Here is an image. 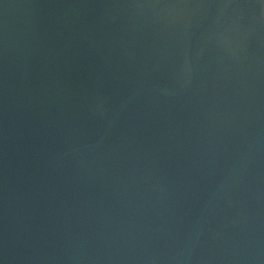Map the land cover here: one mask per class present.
Here are the masks:
<instances>
[{"label":"water","instance_id":"1","mask_svg":"<svg viewBox=\"0 0 264 264\" xmlns=\"http://www.w3.org/2000/svg\"><path fill=\"white\" fill-rule=\"evenodd\" d=\"M0 264H264V0H0Z\"/></svg>","mask_w":264,"mask_h":264}]
</instances>
